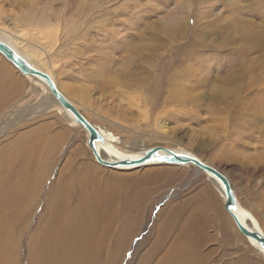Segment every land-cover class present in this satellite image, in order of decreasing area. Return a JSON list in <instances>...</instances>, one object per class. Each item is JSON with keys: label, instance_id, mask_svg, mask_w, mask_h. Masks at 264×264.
<instances>
[{"label": "rangeland", "instance_id": "374dc122", "mask_svg": "<svg viewBox=\"0 0 264 264\" xmlns=\"http://www.w3.org/2000/svg\"><path fill=\"white\" fill-rule=\"evenodd\" d=\"M152 24L144 37L161 47L147 62L130 43ZM198 27L212 45L194 43ZM0 33L122 150L185 148L219 168L264 233V0H0ZM17 76L0 104V264H52L73 239L93 264H264L206 175L98 165L81 126Z\"/></svg>", "mask_w": 264, "mask_h": 264}, {"label": "water", "instance_id": "95a60500", "mask_svg": "<svg viewBox=\"0 0 264 264\" xmlns=\"http://www.w3.org/2000/svg\"><path fill=\"white\" fill-rule=\"evenodd\" d=\"M0 33V55L7 61L19 74L30 76L34 79L41 80L51 93L53 99L63 110L70 114L75 124H80L89 134L87 143L94 160L112 170L121 168L138 169L139 167H149L154 165H170V166H186L190 165L197 169L200 173L212 176L221 184L225 202L224 210L226 214L232 218L234 224L240 233L248 238L256 241L259 248L264 251V235L254 228L246 227L239 216H237L238 199L232 190L231 183L228 178L217 168L212 167L197 156L190 153L178 151L176 149L167 148L165 146L156 145L141 151V155L137 159L123 158L118 161L104 160L99 152V144H105L103 134L89 122L80 111L69 101V99L59 90L53 78L45 71L34 67L31 57L24 52L19 51L13 45V42ZM176 150V151H175Z\"/></svg>", "mask_w": 264, "mask_h": 264}, {"label": "bare ground", "instance_id": "6f19581e", "mask_svg": "<svg viewBox=\"0 0 264 264\" xmlns=\"http://www.w3.org/2000/svg\"><path fill=\"white\" fill-rule=\"evenodd\" d=\"M199 4V3H198ZM234 10V9H233ZM118 20V19H117ZM119 21V20H118ZM183 21V20H182ZM115 22V21H114ZM178 24H180V20L177 22ZM185 22H183V24H184ZM152 27V29L153 30H156V27L155 26H153V24L152 25H149V28H148V26H145L144 25V27L141 29V33H139V41H141L142 43H144V45L143 44H140L139 43V41H137V40H135V42H131L130 43V45L133 47V49H134V53L136 54V56H144V61L145 60H147V62L149 61V59H154L155 58V54H153V53H155V51L157 50V48L160 46L161 47V45H160V43H157L156 42V35H155V33L154 32H152V34L151 35H149V37L147 38V37H144V33H147L148 34V31H149V29L150 30H152L151 29V27ZM179 26V25H178ZM179 28L181 29V26H179ZM206 29H202V28H200V27H198V28H196L195 29V34H194V38H195V40H194V43H198V44H202V45H207V44H209V45H212V40H213V37H212V40L210 39V38H208L209 36H205V35H201L200 36V34L201 33H204V32H208L209 30V28L208 27H205ZM223 28V27H222ZM225 33V32H224ZM208 34V33H207ZM226 34V33H225ZM3 35H5L6 37H9V36H7L5 33L3 34ZM2 35V36H3ZM164 35H162V37H161V40L163 41V42H165V39H164V37H163ZM224 36V35H223ZM230 36V35H229ZM229 36H228V38H229ZM216 37V36H215ZM225 37V36H224ZM166 38V37H165ZM9 39H11L10 37H9ZM174 39V38H173ZM208 39H210V40H208ZM225 39V38H224ZM11 41L13 42V45H14V47L16 48V49H18L19 51H21V52H24L25 54H27L29 57H31L30 55H29V53L25 50V48H21L20 46H18L12 39H11ZM168 41H169V39H168ZM214 41V40H213ZM218 46V45H217ZM220 47V46H219ZM132 50V49H131ZM145 50V51H144ZM145 52H146V54H148L149 52L151 53L150 55L148 54V55H146L145 54ZM186 52V53H185ZM188 53H189V55H190V50H188V49H185L184 50V52H182V54L184 55V54H186L187 56H189L188 55ZM192 55V54H191ZM31 59H32V57H31ZM35 59V58H34ZM188 59V58H187ZM185 61H186V58H185ZM190 61V60H189ZM32 62H33V65H34V67H37L38 69L40 68L41 70H43V71H45V72H47L52 78H53V80H54V82L56 83V80L54 79V77L51 75V73H49V71H48V69H46V67H44L42 64L40 65H38L33 59H32ZM186 63V62H185ZM187 66V65H186ZM189 66V65H188ZM22 75V74H21ZM228 76V75H227ZM24 77H26L27 79H29V80H31V81H33V82H35V83H37V84H39V85H42V86H44L45 87V89H46V91H47V93L50 95V98L52 99V102L55 104V105H57L59 108H60V110H62L65 114H66V116L69 118V121L72 123V124H74V125H77V126H81L80 124L78 125V124H75L73 121H72V117L70 116V114H68V113H66L64 110H63V108H62V106L61 105H58L57 104V102L53 99V97H52V95H51V93L49 92V90L47 89V87L43 84V82L41 81V80H38V79H34V78H32V77H30V76H24ZM224 79V78H223ZM230 79L232 80V75H230V77H229V80L228 79H226L225 80V82H226V84H229V81H230ZM231 82V84H230V86L232 85V83L234 82V84H236V79L233 77V80L232 81H230ZM56 86H58L57 85V83H56ZM58 88H59V90L62 92V90L60 89V87L58 86ZM63 93V92H62ZM64 94V93H63ZM65 95V94H64ZM66 96V95H65ZM67 97V96H66ZM68 98V97H67ZM69 99V98H68ZM70 101V100H69ZM71 102V101H70ZM72 103V102H71ZM73 104V103H72ZM74 105V104H73ZM75 107H76V105H74ZM77 108V107H76ZM78 109V108H77ZM78 111H80V110H78ZM81 112V111H80ZM82 113V112H81ZM82 115L86 118V116L82 113ZM87 119V118H86ZM88 120V119H87ZM89 121V120H88ZM90 122V121H89ZM95 127L97 128V129H99V131L103 134V136H104V138H105V144H99V147H98V149H99V152H100V155H101V157L104 159V160H107V161H118V160H120V159H123V158H127V159H137L140 155H141V151L142 150H146L147 148L146 147H144V145H142L143 146V148H138L137 150L135 149V150H132V151H128V150H122L121 148H120V146L124 143L123 141H122V139L119 137V136H115L107 127H105V126H102V125H95ZM81 128L86 132V134H87V140H88V137H89V134L87 133V131L81 126ZM87 140H86V143H87ZM87 145H88V143H87ZM89 148V147H88ZM168 148V147H167ZM173 149H176V150H178V151H181V152H185V153H190L191 155H193V156H197V157H199L196 153L194 154L193 152H191V151H189V150H187V149H185V148H178V147H176V148H172V150ZM175 150V151H176ZM91 152V151H90ZM92 158H93V156H92ZM200 158V157H199ZM201 159V158H200ZM5 160V159H4ZM93 160H94V158H93ZM202 160V159H201ZM6 161V160H5ZM95 161V160H94ZM204 161V160H203ZM96 162V161H95ZM204 162H206V161H204ZM6 163V162H5ZM207 163V162H206ZM98 164V163H97ZM207 164H209V163H207ZM99 165V164H98ZM157 165H159V164H157ZM157 165H154V166H157ZM162 165H165V164H162ZM210 165V164H209ZM102 166V165H101ZM168 166H170V165H168ZM177 166V165H176ZM176 166H174V167H176ZM186 166H190V165H186ZM212 167H214L213 165H211ZM8 167V166H7ZM144 167H146V166H143V167H139L138 169H140V168H144ZM149 167H151V166H149ZM179 167H185V166H179ZM11 168V167H10ZM214 168H217L216 166L214 167ZM7 169V168H6ZM5 169V170H6ZM138 169H129V168H121V169H119V170H125V171H132V170H138ZM218 170H220L219 168H217ZM119 170H117V171H119ZM196 170V172L197 173H200L199 171H197V169H195ZM221 171V170H220ZM7 172V171H6ZM222 172V171H221ZM202 173V172H201ZM223 173V172H222ZM204 174V173H203ZM224 174V173H223ZM204 175H206V174H204ZM225 175V174H224ZM207 176V178L210 180V182L214 185V187H216L217 188V190H218V192H219V194H220V196L224 199V202H225V198H224V194H223V190H222V187H221V184L217 181V179H214L212 176H210V175H206ZM226 176V175H225ZM35 178V177H34ZM226 178H227V176H226ZM38 178H35L34 180H37ZM229 179V181H230V183H231V186H232V182H231V180H230V178H228ZM27 180V179H26ZM33 180V181H34ZM27 183H30V182H27ZM32 184V183H31ZM32 186V185H31ZM30 187V186H29ZM33 187V186H32ZM28 188V187H27ZM31 189V188H30ZM232 190L234 191V189H233V186H232ZM249 191V190H248ZM33 193V191L30 193V194H32ZM250 193V192H249ZM234 194H235V196H236V193H235V191H234ZM237 197V196H236ZM66 198V197H65ZM68 199V198H67ZM237 199H238V206H237V212H236V214H237V216H239L240 217V219H241V221H242V223L246 226V227H249V228H256V229H258L263 235H264V233H263V231H262V229H261V227H260V225H259V223H258V219L256 218V216H254L248 209H245L244 207H243V205H241V203H240V201H239V198L237 197ZM5 207H7V206H5ZM7 209H9V208H7ZM2 213V212H1ZM15 213V212H14ZM3 214V213H2ZM7 214V213H6ZM73 214V213H72ZM15 215V214H14ZM12 216V215H11ZM4 217V216H3ZM16 218L17 217H13L12 216V218H10L11 220H10V222L11 223H8V224H6V225H10V224H12V223H15V220H16ZM231 218V217H230ZM71 219V218H70ZM73 219V218H72ZM231 220H232V218H231ZM82 221V220H81ZM57 222V221H56ZM62 222V221H61ZM232 222H233V224H234V221L232 220ZM64 224V223H63ZM62 226V225H61ZM234 226H236L235 224H234ZM68 227H59V230L62 232V231H64L65 229H67ZM237 228V227H236ZM81 229V228H80ZM238 230V229H237ZM239 231V230H238ZM239 233H240V231H239ZM241 234V233H240ZM242 235V234H241ZM51 236V235H50ZM243 236V235H242ZM194 237L196 238V240H198L197 238V235H194ZM6 238H8V235H5V239ZM50 239H46L47 241H50V246H51V248L52 249H55V246H56V243H57V240H56V242H55V240H54V238H51V237H49ZM200 238V237H199ZM246 238V237H245ZM247 240H248V242H249V244L251 245V247L253 248V249H256L258 252H260L261 254H263L264 255V251L263 250H261L260 248H259V245L257 244V242L256 241H253L252 239H248V238H246ZM76 242V243H73V242ZM102 241V240H101ZM79 242V240H76V239H73V241L71 242H67V244L68 245H73V244H75L73 247H67L66 246V244H64V245H62V247L58 250V254L56 255V260L55 261H53L54 263H52V264H78V263H80V258L78 257V254H82V257H81V259H83L82 260V263H80V264H93V259H91V258H88V256H87V252H86V250H85V243H84V240H82V241H80V243H78ZM106 242H107V240H106ZM199 242V241H198ZM43 243H45L46 244V242L45 241H43ZM65 243V242H64ZM79 244V245H78ZM57 245H58V243H57ZM83 246H84V248H83ZM75 248V249H74ZM100 249V251H101V249H103V246L101 245H99L98 246V250ZM197 249V248H196ZM183 250V249H182ZM96 251V250H95ZM180 254V253H179ZM184 254V253H183ZM94 256H95V259H96V264H98V260H99V258H98V255H95L94 254ZM117 256H118V253H115L114 254V256H113V260L114 259H116L117 258ZM92 257V256H91ZM47 261H49V260H47ZM115 263V262H114ZM182 264H183V262H181ZM95 264V263H94ZM157 264H164V262L163 261H159V263H157Z\"/></svg>", "mask_w": 264, "mask_h": 264}, {"label": "crops", "instance_id": "0c3cea01", "mask_svg": "<svg viewBox=\"0 0 264 264\" xmlns=\"http://www.w3.org/2000/svg\"><path fill=\"white\" fill-rule=\"evenodd\" d=\"M16 69L13 68L9 63L5 61V59L0 55V89L4 87V99L0 98V104H7L14 101L15 93L17 87L13 84L9 83V75L13 74L17 76ZM18 77V76H17ZM20 78V77H19ZM13 85V86H12ZM98 198L94 196H89L88 201L90 203L97 202Z\"/></svg>", "mask_w": 264, "mask_h": 264}]
</instances>
